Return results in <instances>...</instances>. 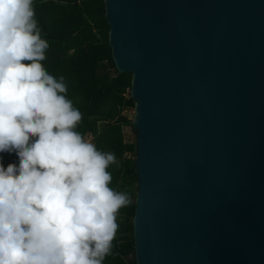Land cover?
<instances>
[{
  "label": "water",
  "instance_id": "obj_1",
  "mask_svg": "<svg viewBox=\"0 0 264 264\" xmlns=\"http://www.w3.org/2000/svg\"><path fill=\"white\" fill-rule=\"evenodd\" d=\"M105 5L132 74L137 264H264V0Z\"/></svg>",
  "mask_w": 264,
  "mask_h": 264
},
{
  "label": "clouds",
  "instance_id": "obj_2",
  "mask_svg": "<svg viewBox=\"0 0 264 264\" xmlns=\"http://www.w3.org/2000/svg\"><path fill=\"white\" fill-rule=\"evenodd\" d=\"M48 47L33 0H0V153L19 158L0 163V264H103L131 198L109 187L115 155L74 130Z\"/></svg>",
  "mask_w": 264,
  "mask_h": 264
},
{
  "label": "trees",
  "instance_id": "obj_3",
  "mask_svg": "<svg viewBox=\"0 0 264 264\" xmlns=\"http://www.w3.org/2000/svg\"><path fill=\"white\" fill-rule=\"evenodd\" d=\"M33 7L41 38L49 45L41 63L57 80L64 78L66 98L82 114L74 130L97 150L115 155L116 163L107 169L112 175L109 187L117 192L129 190L127 186L137 181L136 157H132L136 139L130 140L125 133V126L133 127V123L124 114L135 109L132 74L120 72L114 63L105 0H33ZM0 157L5 168L19 163L15 152L0 153ZM135 201L131 198L117 213L119 227L103 264H137Z\"/></svg>",
  "mask_w": 264,
  "mask_h": 264
},
{
  "label": "rangeland",
  "instance_id": "obj_4",
  "mask_svg": "<svg viewBox=\"0 0 264 264\" xmlns=\"http://www.w3.org/2000/svg\"><path fill=\"white\" fill-rule=\"evenodd\" d=\"M135 109L133 108V109H127L125 112H124V114L125 115H127L128 116V118L131 120V122L133 123V121H134V118H135ZM133 127H132V125H130V124H128V125H126L125 126V133L127 134V136H128V138L130 139V140H134V139H136V132L134 133L133 132ZM133 156V158H135L136 156L134 155V154H132ZM128 189L129 190H126V191H124L123 193H129V196L131 197V198H133V199H136V197H137V192H138V185H137V181H135V182H131L128 186Z\"/></svg>",
  "mask_w": 264,
  "mask_h": 264
}]
</instances>
